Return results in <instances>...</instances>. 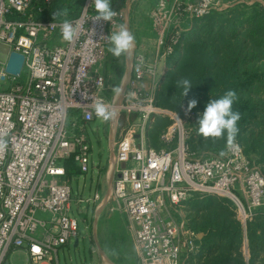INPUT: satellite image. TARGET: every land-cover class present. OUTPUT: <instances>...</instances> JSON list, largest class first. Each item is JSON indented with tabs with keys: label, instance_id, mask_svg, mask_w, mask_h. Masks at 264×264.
Wrapping results in <instances>:
<instances>
[{
	"label": "built area",
	"instance_id": "built-area-1",
	"mask_svg": "<svg viewBox=\"0 0 264 264\" xmlns=\"http://www.w3.org/2000/svg\"><path fill=\"white\" fill-rule=\"evenodd\" d=\"M52 1L0 0V45L9 47L7 62L12 53L24 57L17 77L7 72V62L0 63V136L8 142L0 151V264H10L18 251L28 256L27 264H59V251L78 240L81 230L71 216L72 190L64 163L73 159L82 172L89 171L87 127L98 119L92 106L96 100L119 112L109 121V201L127 218L140 264H183L195 251L199 234L189 229L184 213L196 194L232 201L246 232L247 224L259 212L264 214L260 166L238 142L223 157L192 153L187 141L196 115L183 109L180 116L155 105L168 60L181 48L193 22L242 3L174 0L169 9L159 6L153 14L155 37L131 56L121 86L127 83V91L119 104L120 95L111 94L112 76L103 70L111 45L108 36L118 31L126 11H115L112 21H95L93 0H85L75 19L44 20L41 16ZM65 19L80 24L71 43L62 39ZM25 69L27 79L22 81ZM155 115L170 119L161 139L173 148L158 151L148 145ZM123 116L126 124L120 128ZM131 116L137 118L130 122ZM101 201L96 193L93 204ZM247 250L245 241L246 256Z\"/></svg>",
	"mask_w": 264,
	"mask_h": 264
},
{
	"label": "trees",
	"instance_id": "trees-1",
	"mask_svg": "<svg viewBox=\"0 0 264 264\" xmlns=\"http://www.w3.org/2000/svg\"><path fill=\"white\" fill-rule=\"evenodd\" d=\"M127 3L111 0L113 10L118 12H125ZM84 4L85 0H53L41 17L52 20L54 11L67 8V17L75 19ZM121 59L122 55L110 53L105 62L106 74L112 73L113 87L125 73ZM182 78L190 79L193 85L186 97L176 85ZM228 90L236 92L233 110L241 114L235 142L249 158L264 166V5L259 2L242 3L225 12L212 11L194 21L183 36L181 48L168 60L167 72L155 93V105L183 116L188 102L196 99L197 105L191 110L196 115L195 129L187 146L192 153L218 155L227 148L226 136L205 140L198 134L197 120L210 100ZM170 125L168 117L155 115L147 135L151 148L160 151L174 147L161 139ZM64 167L68 180L81 172L73 159ZM185 210L189 229L204 236L183 264H264L263 213L247 224L245 232L233 202L227 198L196 194L187 201ZM245 241L248 256L244 253Z\"/></svg>",
	"mask_w": 264,
	"mask_h": 264
},
{
	"label": "rangeland",
	"instance_id": "rangeland-1",
	"mask_svg": "<svg viewBox=\"0 0 264 264\" xmlns=\"http://www.w3.org/2000/svg\"><path fill=\"white\" fill-rule=\"evenodd\" d=\"M161 1H164V3L162 4ZM173 1L131 0L128 6L130 17L129 19L125 17L122 24L127 25L129 22L130 31L135 36V42L133 49L122 55V64L125 66L124 76L131 56L138 52L139 47L145 40L155 37L153 28L154 11L159 6L165 5V8L169 9ZM235 2H252V4L259 2L264 5V0H235ZM110 53L109 51V55ZM105 64L103 72L106 74L105 69L107 67ZM123 78L116 87L121 88ZM26 79L27 70L25 69L21 80L25 81ZM111 94L112 96L115 95L113 91ZM125 118H121L120 128H123L126 124ZM136 118V116H131L129 120L133 122ZM111 129L110 122H104L99 118L87 127V137L91 146L89 171L85 173L79 168L81 172L69 180L72 190L71 216L78 220L81 234L78 237V247H74L76 242V239H74L69 246L63 247L59 251V264H140L133 242L126 233L125 224L120 219V212L116 210L113 201L110 200L106 210L99 214H96V212L99 211L97 208L99 209L100 202L95 204L92 202L96 193L104 201L111 192V176L109 174V171H111L112 150V147H110ZM257 165L264 172V166ZM80 200L83 201L79 203ZM184 214L186 215V210ZM175 219L180 220V216L176 213ZM97 246L100 247L104 255L100 254ZM27 262L28 256L23 251H18L9 258L10 264H27Z\"/></svg>",
	"mask_w": 264,
	"mask_h": 264
},
{
	"label": "clouds",
	"instance_id": "clouds-1",
	"mask_svg": "<svg viewBox=\"0 0 264 264\" xmlns=\"http://www.w3.org/2000/svg\"><path fill=\"white\" fill-rule=\"evenodd\" d=\"M94 9L97 15L94 17L95 21H112L117 13L111 6V0H93ZM68 9L57 10L52 13L53 20L58 17H66ZM79 21L73 23L65 19L61 25L62 39L66 42H73L79 33ZM94 32H92V35ZM109 43L112 45L109 51L115 57H120L123 54L129 53L135 42V36L130 32L126 24H121L118 31L108 36ZM178 88H181L182 95L186 97L189 90L193 87L192 82L188 78H182L176 82ZM112 91L116 95L122 93L120 87H114ZM87 99V97H85ZM238 99L234 90H228L218 99L210 100L201 116L197 120L198 134L205 140L212 138L213 140L224 138L226 136V147L232 149L235 146L236 136L239 132L238 122L241 119V114L233 110V104ZM197 105L196 99H191L187 104L186 114L191 112ZM94 112L97 118L104 122L115 120L118 115V109L112 105L105 104L101 100L93 102ZM7 140L0 136V151L7 147ZM227 153L221 151L219 155L225 156Z\"/></svg>",
	"mask_w": 264,
	"mask_h": 264
},
{
	"label": "water",
	"instance_id": "water-1",
	"mask_svg": "<svg viewBox=\"0 0 264 264\" xmlns=\"http://www.w3.org/2000/svg\"><path fill=\"white\" fill-rule=\"evenodd\" d=\"M130 2H131V0H128L127 9H126V17L128 19L130 17L129 10H128V6H129ZM127 26L130 30L129 22L127 23ZM8 53H9V47L5 46V45H0V63L5 64L7 62ZM128 64H129V62H128ZM23 65H24V57L22 55L17 54V53H12L10 58L8 59L6 70L10 75L17 77L21 74ZM166 72H167V69L165 70V72L162 75V81L165 77ZM126 91H127V83H125L124 86L122 87V93L119 96V104L123 101L124 96L126 94ZM111 155H112V150H111ZM118 178H120V175L117 176V179ZM108 203H109V194L107 195L106 200H105L103 206L99 209V211L104 209ZM203 236H204L203 234H199L198 239L201 240L203 238ZM74 247H78V240H76ZM97 247H98L99 251L101 252L100 247L99 246H97ZM109 263H110V261H109Z\"/></svg>",
	"mask_w": 264,
	"mask_h": 264
},
{
	"label": "crops",
	"instance_id": "crops-1",
	"mask_svg": "<svg viewBox=\"0 0 264 264\" xmlns=\"http://www.w3.org/2000/svg\"><path fill=\"white\" fill-rule=\"evenodd\" d=\"M165 72V71H164ZM143 87H145L146 89H148L149 88V85L145 82L144 84H143ZM110 147H111V134H110ZM106 200V199H105ZM105 200L103 201H101L100 202V206H99V209L103 206V204H104V202H105ZM108 205V204H107ZM106 205V206H107ZM108 207V206H107ZM107 207H105L104 209H102L101 211H98V212H96V214L98 213H100V212H104L105 210H106V208ZM98 208H97V210H99ZM104 210V211H103ZM114 211V210H113ZM101 213V214H102ZM120 219H122L123 220V222H124V224H125V230H126V233H127V235L128 236H130V238H131V240H132V242H133V246H134V248H135V251H136V255H137V259H138V261H139V257H138V253H137V249H136V246H135V242H134V238H133V236L131 235V233L129 232V230H128V223H127V218H126V216L124 215V214H122V213H120ZM118 216V217H119ZM99 250V249H98ZM100 252V251H99ZM100 254L101 255H104V253L102 252V250H101V252H100ZM140 263V262H139Z\"/></svg>",
	"mask_w": 264,
	"mask_h": 264
}]
</instances>
